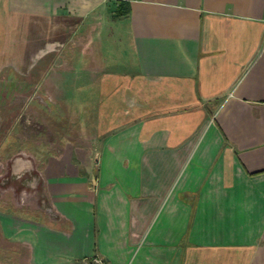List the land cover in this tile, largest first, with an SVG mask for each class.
<instances>
[{"label":"crops","instance_id":"1","mask_svg":"<svg viewBox=\"0 0 264 264\" xmlns=\"http://www.w3.org/2000/svg\"><path fill=\"white\" fill-rule=\"evenodd\" d=\"M34 93L95 134L23 183L47 216L0 202L3 264H264V0H0V128Z\"/></svg>","mask_w":264,"mask_h":264},{"label":"rangeland","instance_id":"2","mask_svg":"<svg viewBox=\"0 0 264 264\" xmlns=\"http://www.w3.org/2000/svg\"><path fill=\"white\" fill-rule=\"evenodd\" d=\"M33 97L31 103L24 105V101L13 94L11 106L2 110L5 116L0 128V202L17 212L44 205L42 213L47 216L51 210L46 201L41 202L44 198L36 199L23 183L34 178L47 162L49 154L59 150L67 142L87 145L91 141L89 136L95 134L92 120L96 116V109L68 106L52 108L43 95L37 96L34 93ZM79 137L83 139L80 140ZM13 164L33 171L23 175L19 172V177L13 178ZM34 169L37 171L34 172ZM9 183L14 186L16 193L9 190ZM0 262L4 263L3 260Z\"/></svg>","mask_w":264,"mask_h":264},{"label":"trees","instance_id":"3","mask_svg":"<svg viewBox=\"0 0 264 264\" xmlns=\"http://www.w3.org/2000/svg\"><path fill=\"white\" fill-rule=\"evenodd\" d=\"M130 13V4L129 2H118V6L115 10V17L119 18L122 16H126Z\"/></svg>","mask_w":264,"mask_h":264},{"label":"built area","instance_id":"4","mask_svg":"<svg viewBox=\"0 0 264 264\" xmlns=\"http://www.w3.org/2000/svg\"><path fill=\"white\" fill-rule=\"evenodd\" d=\"M85 264H104L101 258L99 257H94L89 261H86Z\"/></svg>","mask_w":264,"mask_h":264}]
</instances>
